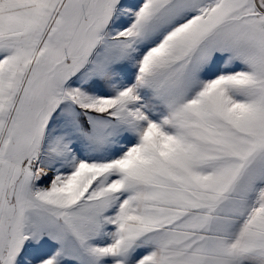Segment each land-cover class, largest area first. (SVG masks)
I'll list each match as a JSON object with an SVG mask.
<instances>
[{"label": "snow or ice", "instance_id": "obj_1", "mask_svg": "<svg viewBox=\"0 0 264 264\" xmlns=\"http://www.w3.org/2000/svg\"><path fill=\"white\" fill-rule=\"evenodd\" d=\"M0 264H264V0H0Z\"/></svg>", "mask_w": 264, "mask_h": 264}]
</instances>
